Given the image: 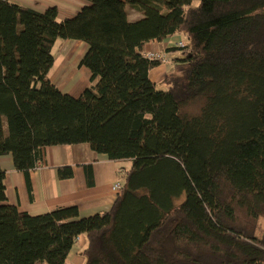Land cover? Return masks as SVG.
Wrapping results in <instances>:
<instances>
[{
  "label": "trees",
  "instance_id": "obj_1",
  "mask_svg": "<svg viewBox=\"0 0 264 264\" xmlns=\"http://www.w3.org/2000/svg\"><path fill=\"white\" fill-rule=\"evenodd\" d=\"M89 1L66 20L0 2V156L28 180L50 146L131 167L111 209L89 217L6 204L0 167V264H65L81 235L85 264H264V0ZM176 34L187 44L170 49L181 56L161 90L145 46ZM59 40L87 44L79 97L49 78Z\"/></svg>",
  "mask_w": 264,
  "mask_h": 264
},
{
  "label": "crops",
  "instance_id": "obj_2",
  "mask_svg": "<svg viewBox=\"0 0 264 264\" xmlns=\"http://www.w3.org/2000/svg\"><path fill=\"white\" fill-rule=\"evenodd\" d=\"M10 2L40 13L55 7L60 20L76 17L85 6L90 4L89 0H11ZM127 12L130 21H137L143 17L139 11L130 6L127 7ZM175 42L187 44V39L182 34H176L164 41L154 40L146 44L145 55L157 53L169 60L149 72V78L153 83L161 81L165 77L167 68L173 67L176 59L181 56V52H170ZM55 48L63 57L61 69L69 64L70 68L78 69L69 76L68 83L64 84L58 77L59 73L50 80L62 92L79 97L91 84L90 70L79 65L87 50V44L81 41L59 40ZM87 165L92 166V185L89 183ZM61 166H71L73 176L61 179L57 171ZM0 167L5 171L6 204L16 206L21 212L33 216L61 207H77L81 217H89L103 214L111 209L121 195L115 190V186L117 184L124 186L120 173L123 174L124 170L130 169L131 163L113 162L106 155L94 152L88 144H80L44 148L43 163L31 172L29 180L24 173L15 169L12 155L0 156ZM86 245V237L81 235L65 264H85L82 252Z\"/></svg>",
  "mask_w": 264,
  "mask_h": 264
},
{
  "label": "rangeland",
  "instance_id": "obj_3",
  "mask_svg": "<svg viewBox=\"0 0 264 264\" xmlns=\"http://www.w3.org/2000/svg\"><path fill=\"white\" fill-rule=\"evenodd\" d=\"M53 55H54V58H55V62H54L53 68L50 71L49 78L51 79V78H53L56 75V73H57V75L59 73L58 77L63 80L64 84L68 83L69 82V76H71V74H73L74 70L75 69L77 70L78 68L77 67L76 68H70L71 66L69 64V65L65 66L64 69H61V65H62V62H63V59H62L63 57L58 53L57 48H55L53 50ZM172 71H173V67H168L167 71H166V74H165V77L168 74H170V72H172ZM163 79L161 81L157 82L156 85H157L158 89L166 90L167 89V85L164 82H162ZM198 107L199 106L193 107L191 109V111L195 112V110H198ZM263 231H264V219H261L260 222H259V225H258L257 234L259 236H262Z\"/></svg>",
  "mask_w": 264,
  "mask_h": 264
},
{
  "label": "built area",
  "instance_id": "obj_4",
  "mask_svg": "<svg viewBox=\"0 0 264 264\" xmlns=\"http://www.w3.org/2000/svg\"><path fill=\"white\" fill-rule=\"evenodd\" d=\"M1 1H11V0H0V2ZM172 47L173 48H183V47H185V44L182 43V42H175V43L172 44ZM146 57H148L149 59H152V60H160V61H162V63L169 62V60L165 56H161V55H159L157 53H148L146 55ZM122 189L123 188H122L121 184H117L115 186V190L118 192V194L122 193Z\"/></svg>",
  "mask_w": 264,
  "mask_h": 264
}]
</instances>
